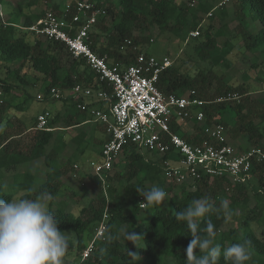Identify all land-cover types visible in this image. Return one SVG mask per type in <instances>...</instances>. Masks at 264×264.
<instances>
[{
	"label": "trees",
	"instance_id": "trees-1",
	"mask_svg": "<svg viewBox=\"0 0 264 264\" xmlns=\"http://www.w3.org/2000/svg\"><path fill=\"white\" fill-rule=\"evenodd\" d=\"M64 1L63 5L54 3L52 6L49 4L51 0H26L17 8L8 9L3 5L5 0H0L7 16L4 22L0 17V69H6L7 73V79L0 77V91L5 95L32 84L22 74L26 67L40 81L39 89L45 95L44 101L51 100V89L67 92L76 85L111 92L85 59L72 57L64 44L36 36L29 30L48 11L60 13L66 4L74 5L83 0ZM88 1L96 8L106 10V15L99 18L90 32L91 48L112 64L130 66L139 55H149L146 46L153 43L150 32L154 28H158L161 34L174 35L183 43L192 40L198 61L208 66L184 71L182 66L173 63L161 74L157 84L159 90L166 95L177 96L194 91L196 98L205 102L197 109L205 114L207 125H223L234 142L245 137L246 145L240 147L243 150L264 147V93L257 92L259 90L249 83L250 73L244 74V83L235 84L227 81L225 73L221 72L231 67L228 56L235 40L242 42L246 51L257 59L250 69L258 70L264 66V0H233L228 1L231 8L228 3L221 6L217 16L222 26L237 23L230 36L222 26L217 31L212 23L202 26L203 20L210 14V22H213V0ZM42 3L49 6L42 9ZM35 9L39 10L35 12ZM195 31H199L200 35L192 38L190 35ZM29 34L32 35L31 39L28 38ZM261 55L263 59L260 60ZM256 81L262 84L264 77L259 76ZM23 91L26 98L21 105L14 106L7 98L0 100L1 162L7 171L15 170L20 164L41 162L46 179L41 180L35 194L37 196L43 190L53 194L51 209L55 212L54 218L59 221V230L74 235L76 239L79 258L73 264H185L184 249L191 236L183 222L176 221L175 212L201 197H209L216 208L226 201L234 213L229 223L224 222L222 214L218 218L216 212L207 217L215 225L216 243L223 248L250 241L251 260L246 264H264L263 164L254 166L253 180L246 184L231 185L224 179L203 178L193 184L178 185L166 181L165 161L168 155L148 157L137 146L129 144L115 165L114 172L106 176L105 184L89 173L91 182L101 191L96 200L82 206L75 214L61 203L68 189L60 180L66 169H73L66 159L67 145L59 144L51 131L36 130L32 135L26 133L18 110L22 109L21 106L24 109V104L34 97L28 89L23 88ZM255 94L258 96L253 97ZM62 100L72 101V106H77L79 102L75 97ZM60 117L58 114L52 117L50 126L57 127ZM68 118L65 121L67 127L82 124L79 115ZM193 124L195 135L182 130L183 123L180 121L172 123V131L190 143L209 140L197 123ZM26 136H30L31 143H26ZM81 138L71 142L76 145L74 153L83 142ZM107 138L99 143L100 148ZM153 185L163 188L168 197L161 206H147L142 210L140 204L143 198L135 189L142 187L147 190ZM29 188L30 185H26L24 190ZM24 196L34 198L32 194ZM71 196L74 194L71 193ZM2 198L8 201L11 197L5 195ZM55 198L60 200L56 205ZM102 225L105 226L103 235L96 238ZM122 230H134L142 236L143 239L138 242V258L127 255L128 249L134 252L135 246L127 243ZM92 242L89 256L83 259L84 251ZM67 254L64 264H71L66 263ZM218 264L230 262L221 257Z\"/></svg>",
	"mask_w": 264,
	"mask_h": 264
},
{
	"label": "built area",
	"instance_id": "built-area-1",
	"mask_svg": "<svg viewBox=\"0 0 264 264\" xmlns=\"http://www.w3.org/2000/svg\"><path fill=\"white\" fill-rule=\"evenodd\" d=\"M0 14L3 17L1 5ZM105 15V9L96 8L90 1L83 0L74 5L66 4L60 13L48 11L29 28L36 36L64 44L72 57L85 59L100 81L111 89V92L94 91L76 85L67 92L51 89L49 93L51 100L75 97L80 111L89 112L105 126L108 138L94 166V175L105 184L106 176L114 172L125 147L134 144L150 155L169 156L165 161L168 183L193 184L203 178L224 179L231 185L252 181L254 166L264 165V147L243 150L232 143L228 129L223 125H207L205 114L197 109L205 102L196 98L194 91L182 96L161 92L157 84L161 74L174 63L170 57L141 54L134 64L120 66L92 50L90 32L99 18ZM199 35V31H195L190 36L196 38ZM44 97L41 93L37 99L43 100ZM86 99L101 101L107 108L92 109ZM51 119V113H41L37 117L36 130L52 131ZM175 121L183 123L182 129L190 121L197 123L209 140L188 142L172 131ZM173 158L177 166H172ZM141 200L143 203L144 200ZM140 206L141 209L147 207ZM104 230L102 225L96 238L101 237ZM93 244L84 251L83 259L89 256Z\"/></svg>",
	"mask_w": 264,
	"mask_h": 264
},
{
	"label": "rangeland",
	"instance_id": "rangeland-1",
	"mask_svg": "<svg viewBox=\"0 0 264 264\" xmlns=\"http://www.w3.org/2000/svg\"><path fill=\"white\" fill-rule=\"evenodd\" d=\"M26 0H5L3 2V5L7 7L8 9L17 8L18 4H23ZM233 0H213L212 3L215 5V9L212 11L214 13L213 16V22H210V15L208 18H205L202 22V26H206L209 23H212L214 25L215 31H217L221 26L222 22L217 16V12L221 8V6L225 3H228ZM54 3L63 5L65 4L64 0H51L49 2L50 5H54ZM49 4L44 5L42 3V9L45 8V6H49ZM229 7L232 6L229 4ZM39 9H35L34 11L37 12ZM3 17L0 14L1 20L4 22L7 18L6 14L2 10ZM19 23V22H18ZM21 25V23H20ZM237 25V23H232L231 25L222 26L225 32L228 36H230V33H233L232 30ZM150 37L152 39V44L146 49L147 54L162 58V57H170L172 61L178 65L182 66L183 70H190V69H196V68H205L208 66L205 62H199L198 58L196 57L195 53L193 52V46L194 42L190 39L186 41V43L181 42L179 39H177L174 35L170 33H160L158 28L152 29L150 32ZM28 38H32V35L29 34ZM233 50L231 54L228 56V60L231 63V67L229 70L222 71L225 73V77L227 81H231L235 84H242L246 80L244 78L245 73H250V80L249 83L252 84L256 89L259 91L257 92H263L264 93V83L259 84V82L256 81L257 77H264V66L260 67L258 70L250 69L251 66L256 63L257 59L252 55L249 51H246V49L243 47L242 42L240 41H233ZM260 60L263 59V55L259 56ZM261 62V61H260ZM259 62V63H260ZM197 63V64H196ZM16 66V65H15ZM22 74H25V78L32 84L27 86H21V88L17 91L12 92L10 95H5L2 92V96H0V100L7 98L9 100V97H20L22 98V102L24 101L25 92L24 89H28L30 95H32L34 98L28 101L26 105V109L23 114V120L28 128H32L30 135H32L36 129H35V119L36 117L44 112L49 113H55L57 111H60L61 108H63V105L68 103V106L66 105V117L76 116L79 115L80 109H78L77 106H72L71 101L67 100L66 103L63 100H52V102L47 101H38L35 99L39 94H41V89H39L40 81H37V78L33 76L29 72V68L26 67ZM0 77L7 79V73L6 69L1 68L0 69ZM11 79V78H9ZM258 96V94H255L253 97ZM10 98V101L12 100ZM13 101V100H12ZM54 101V102H53ZM64 102V103H62ZM13 103V102H12ZM62 112V111H60ZM78 113V114H77ZM62 118V116L60 117ZM65 121H68L67 118H64ZM63 119L60 121V127L63 128V131H56V135L58 138H65L66 142L68 143L73 139L74 137H77L78 135L81 136L82 133L86 135V139L84 140L83 144L80 146L79 150L76 151V153L72 154V150L67 153L68 156H66V159H68V162L73 165V169L70 167L65 173V175L60 180L61 183L68 189L63 195L62 198V204L65 206L67 205V210L73 211L75 214H77L82 206L88 205L90 202L96 200L100 193V188H98L94 183L91 182L89 178V173H94V166L96 163H98L100 156L98 154L99 152V142L100 137L102 135L103 128L101 124L99 123H93L98 122L95 118H92V123H87L84 126L81 127H67L66 122ZM100 128V129H99ZM184 130H186L189 133H194V124L192 121L188 122V124L184 127ZM27 137V136H26ZM30 136L27 138L29 139ZM27 139V140H28ZM231 140V139H230ZM232 143L237 146L238 148L244 147L246 145V138L241 137L238 139V141L231 140ZM76 145H72V148H75ZM145 153L148 157H153V155ZM64 155V152H62ZM72 154V155H71ZM22 165V164H20ZM24 165V164H23ZM178 164L174 162V158L172 161V166H177ZM22 166L16 167L18 170H20ZM67 168V166H65ZM26 168V166H24ZM7 169V168H6ZM26 170H30L28 167ZM31 171V170H30ZM35 171V170H34ZM39 173V172H38ZM88 174V175H87ZM10 174L5 172V168L1 171L0 170V188H3L6 186L5 191L3 194L7 196H22L27 194H32L33 197L36 196V191L38 188V185L41 184V178H46L44 170H40L39 178L40 179H34L28 180V178L25 175L21 176H15L13 173V180H11L9 177ZM255 183V181L253 182ZM26 185H30V188L28 190H24L23 188ZM71 193L74 194V196H71ZM60 202L58 198H55L54 203L55 205ZM54 205V206H55ZM143 210V209H142ZM148 217V215L146 216ZM69 236H72L71 240V247L68 251L67 257H66V263L73 264L77 261L79 258L78 252H77V243L75 236L72 234H68ZM134 246V245H133ZM139 247V243H138ZM137 249L134 248V252H136ZM138 258V257H135ZM133 258V259H135ZM173 264V263H172Z\"/></svg>",
	"mask_w": 264,
	"mask_h": 264
},
{
	"label": "clouds",
	"instance_id": "clouds-1",
	"mask_svg": "<svg viewBox=\"0 0 264 264\" xmlns=\"http://www.w3.org/2000/svg\"><path fill=\"white\" fill-rule=\"evenodd\" d=\"M6 186L0 188V264H64L71 247L72 236L59 230V221L51 209L52 193L40 191L37 196H10L6 201ZM136 192L144 200L140 205L161 206L168 193L153 185L150 189L137 187ZM216 212L222 214L225 223L233 218V211L226 201L216 208L209 197L192 200L179 212L177 222H183L191 239L184 249L185 264H218L221 257L230 264H246L251 260L250 241L221 247L216 243L215 225L207 217ZM124 239L137 249H128L127 255L139 256L138 242L143 239L134 230H122Z\"/></svg>",
	"mask_w": 264,
	"mask_h": 264
},
{
	"label": "crops",
	"instance_id": "crops-1",
	"mask_svg": "<svg viewBox=\"0 0 264 264\" xmlns=\"http://www.w3.org/2000/svg\"><path fill=\"white\" fill-rule=\"evenodd\" d=\"M10 98H12V97H9V100H10ZM25 98L26 97H24V100H25ZM70 97H67V99H69ZM13 100V101H12ZM12 100L10 101L11 103H12V105H16V106H18V105H21V103H22V98H20V97H13L12 98ZM64 101V100H63ZM47 102H52V100H48ZM54 102V101H53ZM65 103H66V101H64ZM64 102H62V103H64ZM86 102H88V103H90V105L92 106V109H101V110H103V109H106L107 108V105L105 104V103H103V102H101V101H98V100H96V99H86ZM24 103V102H23ZM73 102L71 101V104H72ZM26 105H27V103H25L24 104V109H23V107L21 106V108L22 109H19L18 110V112L20 111V114H18L19 115V118L24 122V120H23V114H24V111H25V109H26ZM67 106H68V103L66 104ZM66 105L64 104L63 105V108H61V110L60 111H62V112H60V111H57V112H55V113H52L51 112V114H52V117L54 118V116L56 115V114H58V115H61L62 116V118L61 119H63L64 120V118H67V119H69L68 117H66V109H67V107H66ZM82 112V111H81ZM40 115V114H39ZM38 115V116H39ZM37 116V117H38ZM37 117H36V121H35V127H36V123H37ZM92 116L90 115V113L89 112H82L81 114H79V119H80V121H82V124H80V125H78V126H75V127H81V126H84L85 124H87V123H92ZM65 121V120H64ZM25 123V122H24ZM93 123H99V122H93ZM99 124H101V123H99ZM102 125V124H101ZM61 125L60 124H58L57 125V127H55V128H53L52 127V133L54 134V137H55V139H57L58 140V142H59V144L60 143H62V144H66L67 145V153L69 152V151H73L72 153H74V149L72 148V141L74 140V139H77L78 137H83V138H81V139H83V142H84V140L86 139V135L84 134V133H82L81 134V136L80 135H78V137H74L73 139H71V141L70 142H68V143H65L66 141V139L64 138H58L57 137V135H56V131H63L64 129L63 128H61L60 127ZM25 128H26V133L27 134H29L30 132H31V129L32 128H28L27 126H26V124H25ZM102 128H103V131L100 129V131L102 132V135L101 136H98V137H100L101 139H100V142L101 141H103L105 138H106V136H107V134H106V128H105V126L103 125L102 126ZM70 129H71V127H70ZM182 130H184V128L182 129ZM28 138L26 137V143H31L32 141H31V139L29 138L28 140H27ZM83 142H82V144H83ZM99 142V143H100ZM81 144V145H82ZM101 149L102 148H100L99 149V152H98V154H99V156H100V154H101ZM19 150H20V148H19ZM76 153V152H75ZM4 155V154H3ZM68 156V155H67ZM0 164L2 165V162H1V158H0ZM19 166H22L21 168H20V170H18L17 168L15 169V170H11V171H7V170H5V172L6 173H8V174H10L9 175V177L8 178H10L11 180H13V173L15 174V176L17 177V176H21V175H25L26 177H28V178H30V180H32V181H34V179H40L39 178V173H40V170H42L41 169V162H39V161H37V162H29V163H26V164H22V165H18L17 167L19 168ZM24 166H26V168L28 167L30 170H26V168H24ZM4 167V165H2V169H1V171L4 169L3 168ZM0 168H1V166H0ZM35 170V171H34ZM39 172V173H38ZM93 175H94V173H92ZM12 176V177H11ZM44 179H46V178H41V180H44ZM24 189V188H23ZM25 195V194H24ZM24 195H22V196H24Z\"/></svg>",
	"mask_w": 264,
	"mask_h": 264
}]
</instances>
